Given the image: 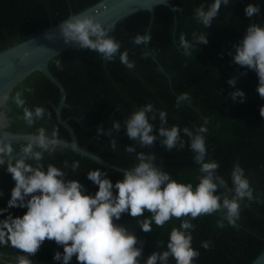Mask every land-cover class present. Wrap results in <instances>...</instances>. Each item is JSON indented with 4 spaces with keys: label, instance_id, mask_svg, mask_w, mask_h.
Returning <instances> with one entry per match:
<instances>
[{
    "label": "trees",
    "instance_id": "trees-1",
    "mask_svg": "<svg viewBox=\"0 0 264 264\" xmlns=\"http://www.w3.org/2000/svg\"><path fill=\"white\" fill-rule=\"evenodd\" d=\"M102 0H0V52L29 38L41 35L71 14H78L96 5ZM260 7V14L253 16L254 23L264 25V0H244ZM214 0H170L169 6H157L151 29L152 40L149 47L153 55L165 69L149 55L146 45H134L133 38L137 34H146L150 15L147 11L138 12L120 23L111 33L121 42V51L128 50L129 59L135 61L134 69H127L120 63L119 57L114 61L105 62L99 54L89 50L70 48L54 57L50 63V71L64 84L67 90V104L63 109L62 118L75 131L80 147L93 152L105 161L119 168L129 169L138 161L136 153H128L125 147L133 145L137 152H154L158 167L170 173L180 183L199 182L197 176L199 165L194 162L189 138L181 131L185 140L184 149H173L168 152L161 147L159 140L152 148H141L131 141L126 134L124 121L139 107L151 102L157 110L167 112V125H177L195 130L206 118L208 132L205 134L208 149L207 160L219 163L218 174L228 181L231 187V171L234 163L239 160L245 175L252 182L254 195L264 200V117L260 116L259 108L264 106V99L256 91L258 77L252 70L241 68L233 63L234 45L243 38L252 18L245 16L246 5L242 0H229L227 6L222 5L218 16L210 28H204L194 19L195 9L207 6ZM180 8L177 12L174 9ZM177 21V26L175 22ZM176 32V42L174 40ZM207 33L208 44L200 45L192 57L183 55L178 47L181 34L192 41L193 33ZM59 59L63 70H58L55 61ZM246 75H241L245 73ZM169 75V76H168ZM169 77L172 80V89ZM238 77L235 88L227 81ZM31 87L34 92L25 93L29 108L43 106L50 112L47 117L28 128L16 115L22 110L9 104L11 123L9 131L15 133H35L36 128L45 127L49 133L55 127L59 130L61 140L70 141V133L57 122V109L61 98L59 88L42 72L37 71L21 81L10 95L21 88ZM242 90L246 94L243 103L234 102L228 95L230 92ZM176 92V93H175ZM182 94L190 97L183 100L177 107L178 98ZM119 109V110H117ZM114 121H119L122 128L118 133L112 131L111 137L100 135L97 128L102 126L105 131L112 128ZM159 127V119L150 121ZM117 140V149L112 151L109 141ZM69 165L73 161L80 162V168L72 172L67 169V178L78 179L87 189L88 194H95L98 186L87 179V172L100 168L107 172L108 178L115 183L123 178L122 173L103 168L95 161L77 155L74 152L59 148L52 156L45 155V167L52 163L63 169V162ZM14 181L4 168H0V209L7 208ZM219 194V193H217ZM26 208H11L0 214V219L7 215L22 216ZM147 216L148 213L146 212ZM219 214L202 216L192 222L196 225L192 232V246L200 252L194 264H250L264 252V203L253 201L243 207L239 227H216ZM143 219V218H141ZM117 223L124 225L129 231L135 232L138 238L145 241L143 257L146 259L154 251L166 250L170 231L179 227L181 221L173 219L158 228L153 224L152 233H144L137 219L124 214ZM212 241L210 250L201 247V242ZM157 242H163L157 248ZM6 262L0 264H16L15 258L21 253L8 246H0ZM56 251L63 253V248L54 242L46 241L34 257L33 264H62L53 260ZM70 264H77L76 258ZM169 264H175L170 258Z\"/></svg>",
    "mask_w": 264,
    "mask_h": 264
},
{
    "label": "clouds",
    "instance_id": "clouds-1",
    "mask_svg": "<svg viewBox=\"0 0 264 264\" xmlns=\"http://www.w3.org/2000/svg\"><path fill=\"white\" fill-rule=\"evenodd\" d=\"M229 0H214L207 6L195 9L194 19L204 28H210L218 16L221 6H227ZM175 11H181L175 8ZM245 16L252 18L260 14V7L249 3L244 8ZM96 14L80 12L73 14L59 23V31L65 44L73 45L77 50L96 52L107 63L119 57L120 63L127 69L135 68V61L129 59L128 50L121 51V42L113 35L114 26L104 25ZM192 41L181 34L178 47L183 55L192 57L200 45H207V33H193ZM151 34H137L132 43L147 45L151 43ZM233 63L241 68L252 70L258 77L257 93L264 99V25L251 23L247 26L243 38L233 46ZM25 54V59L27 58ZM58 55V54H56ZM58 70H63L59 59L55 61ZM241 75H246L241 73ZM238 77L230 78L227 83L235 88ZM31 87H24L14 95L5 94L2 102L14 105L22 110L16 119L21 120L28 128L51 113L43 106L29 108L25 93H33ZM236 102H245L246 94L236 88L228 94ZM183 100H190L182 94L177 107ZM119 110V109H117ZM264 117V106L259 108ZM159 119V127L150 121ZM205 118L201 126L195 130L167 125V112L157 110L151 102L134 111L125 121L127 137L139 144L141 148H152L157 140L161 147L171 152L173 149H184L185 140L181 131L189 138V147L194 155V162L199 165L198 183H180L173 179L155 163L154 152H137L136 147H125L128 153H136L138 163L129 169L122 168L123 178L113 183L107 172L96 168L87 172V179L98 186L95 194H88L85 186L78 180L67 178V169L76 172L80 168L78 160L69 165L63 162V169L48 163L45 167V155L52 156L59 148L62 140L59 130L53 128L51 133L43 126L36 128L26 142L14 145L12 140L0 139V168L11 175L14 187L11 189L7 208L0 209L3 214L7 209L26 208L22 216L7 215L0 219V246H10L18 250L16 264H33L30 257L36 256L46 241L54 242L63 248V253L56 251L53 260L70 264L73 257L77 264H169L170 258L175 264H194L200 252L193 248L192 232L196 225L192 222L202 216L219 214L216 227H239L243 207L250 203H264L259 195H254L252 182L245 175L239 160L231 171V187L228 181L218 174L220 167L215 160H207L208 149L205 134L208 132ZM122 128L119 121H114L112 128L105 131L97 128V137L116 133ZM113 152L117 149V140L110 139ZM219 193V194H217ZM3 193L0 192V196ZM148 213L146 216L145 213ZM124 214L137 219L144 233H152L153 224L163 228L166 223L180 220L179 227H173L164 251H154L146 259L143 257L145 241L129 231L124 225L117 223ZM143 218V219H141ZM212 241L201 242V247L210 250ZM163 242H157L162 248Z\"/></svg>",
    "mask_w": 264,
    "mask_h": 264
},
{
    "label": "water",
    "instance_id": "water-1",
    "mask_svg": "<svg viewBox=\"0 0 264 264\" xmlns=\"http://www.w3.org/2000/svg\"><path fill=\"white\" fill-rule=\"evenodd\" d=\"M242 1L247 6V3L244 0ZM169 2L170 0H102L83 12L94 13L98 15L97 19H99L102 24H112L115 28L121 21L138 14V12L147 11L149 12L151 20L146 34H150L155 17V8L161 5L172 7ZM252 23H254L253 17ZM175 25L177 26V21ZM58 27L59 25L52 27L41 35L29 38L0 52V139L12 140L14 145H18L21 142H26L29 135L33 134L15 133L8 130L11 123L10 111L8 105L2 102V97L5 94H11L13 89L29 75L37 71H42L61 92L56 114L57 122L70 133L71 140H62L60 148L68 149L77 155L89 158L107 170L123 174L122 168L112 165L97 154L80 147L75 131L68 122L62 118L63 109L67 104V90L64 84L50 71V63L54 57L70 48H74V46L64 43ZM175 37L176 32H174V40L176 42ZM146 48L152 59L157 62L164 72H166L151 52L149 44L146 45ZM26 53L28 55L25 59ZM169 82L172 87V80L170 77ZM0 261L6 262L5 255L2 254L1 251ZM250 264H264V252Z\"/></svg>",
    "mask_w": 264,
    "mask_h": 264
}]
</instances>
